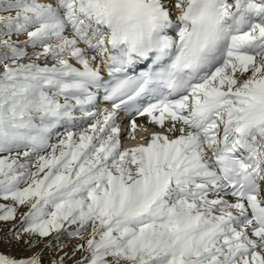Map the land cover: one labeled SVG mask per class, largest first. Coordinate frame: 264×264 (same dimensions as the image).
Segmentation results:
<instances>
[{
	"label": "snow or ice",
	"instance_id": "6c2138e0",
	"mask_svg": "<svg viewBox=\"0 0 264 264\" xmlns=\"http://www.w3.org/2000/svg\"><path fill=\"white\" fill-rule=\"evenodd\" d=\"M0 264H264V0H0Z\"/></svg>",
	"mask_w": 264,
	"mask_h": 264
}]
</instances>
